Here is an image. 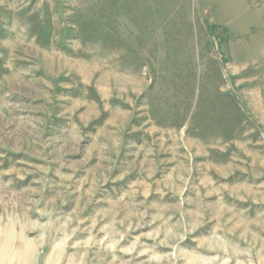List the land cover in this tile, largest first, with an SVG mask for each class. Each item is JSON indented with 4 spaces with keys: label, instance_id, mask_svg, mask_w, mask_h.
<instances>
[{
    "label": "rangeland",
    "instance_id": "374dc122",
    "mask_svg": "<svg viewBox=\"0 0 264 264\" xmlns=\"http://www.w3.org/2000/svg\"><path fill=\"white\" fill-rule=\"evenodd\" d=\"M0 264H264V0H0Z\"/></svg>",
    "mask_w": 264,
    "mask_h": 264
}]
</instances>
